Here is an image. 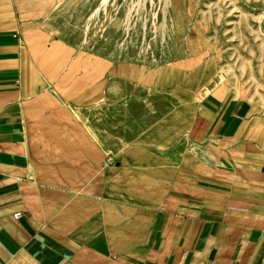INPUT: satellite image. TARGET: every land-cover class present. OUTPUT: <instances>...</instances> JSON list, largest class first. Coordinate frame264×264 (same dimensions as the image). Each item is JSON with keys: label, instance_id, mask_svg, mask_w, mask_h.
Masks as SVG:
<instances>
[{"label": "crops", "instance_id": "crops-1", "mask_svg": "<svg viewBox=\"0 0 264 264\" xmlns=\"http://www.w3.org/2000/svg\"><path fill=\"white\" fill-rule=\"evenodd\" d=\"M55 5L0 0V264H264V106L212 56L79 47Z\"/></svg>", "mask_w": 264, "mask_h": 264}, {"label": "rangeland", "instance_id": "rangeland-1", "mask_svg": "<svg viewBox=\"0 0 264 264\" xmlns=\"http://www.w3.org/2000/svg\"><path fill=\"white\" fill-rule=\"evenodd\" d=\"M59 35L140 67L218 61L213 82L264 106V0H56Z\"/></svg>", "mask_w": 264, "mask_h": 264}, {"label": "built area", "instance_id": "built-area-1", "mask_svg": "<svg viewBox=\"0 0 264 264\" xmlns=\"http://www.w3.org/2000/svg\"><path fill=\"white\" fill-rule=\"evenodd\" d=\"M111 163H112V161H111L110 159H108V160H107V164H111ZM15 216H16V217H19V213H17Z\"/></svg>", "mask_w": 264, "mask_h": 264}]
</instances>
